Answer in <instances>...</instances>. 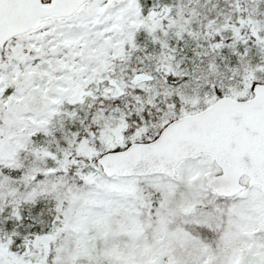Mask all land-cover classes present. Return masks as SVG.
Returning a JSON list of instances; mask_svg holds the SVG:
<instances>
[{
  "label": "snow or ice",
  "instance_id": "1",
  "mask_svg": "<svg viewBox=\"0 0 264 264\" xmlns=\"http://www.w3.org/2000/svg\"><path fill=\"white\" fill-rule=\"evenodd\" d=\"M0 264H264V0H0Z\"/></svg>",
  "mask_w": 264,
  "mask_h": 264
}]
</instances>
